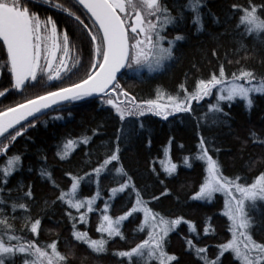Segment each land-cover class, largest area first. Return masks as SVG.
<instances>
[{
    "label": "trees",
    "instance_id": "16d2710c",
    "mask_svg": "<svg viewBox=\"0 0 264 264\" xmlns=\"http://www.w3.org/2000/svg\"><path fill=\"white\" fill-rule=\"evenodd\" d=\"M162 2L174 16L183 11V19L170 25L164 35L167 40L174 39L177 34L184 39L175 42L174 55L162 70L148 73L145 69L137 75L135 71L127 69L122 74L119 83L137 101L155 99L158 91L165 95L182 94L181 85L191 91L197 80L207 79L213 72L218 74L221 64L229 77L241 67L252 70L257 78L264 77V36H249L242 28H238L242 13L233 8V5L247 8L251 3L257 6V14L264 16V0H202L200 13L203 29L200 31L191 22L192 13L184 8L187 0ZM32 7L42 17L52 15L60 30H68L75 45L73 55H78L80 64L60 81L50 84L40 78L19 93L12 88L11 74L4 66L6 50L0 42V90L9 89L4 97H0V109L43 95L47 91L67 87L78 82L90 70L93 55L90 38L63 14L54 13L46 6ZM84 19L91 24L87 14ZM252 101L251 108L242 100L222 102L223 113L217 114L208 112V105L215 103V98L193 102V112L177 113L168 120L149 113L121 122L114 109L103 104L102 99L71 104L49 112L32 121L35 127L27 128L24 136L18 137L9 148L8 155L19 154L22 162L20 168L9 177L7 185L0 183L4 189L0 197L6 200V204L0 207L4 208L8 217H15L9 223L14 225L17 235L38 240L41 246L56 241L58 250L67 257V264H129L127 258H121L115 253L129 250L146 238V233L138 231L143 221L142 213H134L123 222L121 231L125 239L114 237L109 240L105 251L95 252L74 239L73 221L67 213L71 211L77 218L78 214L57 199L61 189L70 188L71 178L67 173L78 176L91 173L115 149L116 137L119 135V161L109 166L111 171L101 175L100 197L94 205L96 210L87 214L86 222H77L75 230L86 231L92 239H99L101 234L96 228L104 203H109L108 214L114 218L124 214L135 203V192L131 189L117 193L110 199V189L118 187L114 168L122 166L154 212L169 219L183 217L195 226L196 231L192 232L189 225L182 221L166 238V252L177 257L171 264H201L194 250H189L186 240L193 239L198 247H207L208 257L215 258L219 255L218 245L231 238V222L223 215V196L215 195L211 201L191 198L206 175V165L195 159L199 137L203 136L207 141L210 154L218 160L224 175L240 176L241 183H251L264 172V143L259 142L264 141V94L253 96ZM57 116L61 119H54ZM94 131L96 135H93ZM252 133L256 134L255 137ZM83 135L91 137L90 143L78 146L67 159L60 160L56 153L63 143ZM253 139L257 142L253 143ZM166 149L172 162L178 166L177 171L171 175L161 167V161L167 159ZM186 156L189 157L191 167L183 163ZM4 160L5 157L0 156V165ZM41 169L52 173L58 188L53 186L51 180L40 175ZM29 187L32 192L30 199L24 196ZM96 191L95 177H85L79 190L80 198L92 197ZM13 202L26 203L28 211L17 208L13 212ZM246 211L253 239L264 243V201L247 205ZM26 217L32 221L40 219L38 236L30 232V224L28 229H24ZM205 227L209 228L207 234L204 233ZM6 264H12V261L8 260ZM15 264H22L20 254H17ZM219 264H238V261L229 251L219 257Z\"/></svg>",
    "mask_w": 264,
    "mask_h": 264
},
{
    "label": "snow or ice",
    "instance_id": "6c2138e0",
    "mask_svg": "<svg viewBox=\"0 0 264 264\" xmlns=\"http://www.w3.org/2000/svg\"><path fill=\"white\" fill-rule=\"evenodd\" d=\"M37 5L46 6L54 13L63 14L90 38L92 61L90 70L78 82L0 109V138H2L0 156L5 157L4 163L0 165V183L3 185L8 184L9 177L21 166V155H8V151L18 137L24 136L27 128L35 127L28 118L35 117L37 113L63 101H78L103 94L102 103L111 106L119 120L123 122L128 118H139L149 113L168 120L177 113L193 112V102L200 103L213 96L215 103H209V113H223L222 102L231 103L237 98L245 101L251 108L252 94H264V77L257 78L252 70L243 67L229 77L223 64L219 66L218 74L213 72L209 78L197 80L193 90L189 91L181 85L182 94L175 96L158 91L155 99L137 101L135 96L126 91L117 78V73L121 69L133 70L137 75L145 69L148 73L162 70L174 55L175 42L184 39L182 35L177 34L174 39L167 40L164 35L170 25H175L183 19V11L178 16H174L162 0H0V42L6 50L4 66L11 74L12 88L18 91L25 89L28 82L36 81L39 75L46 76L49 81L60 80L62 73H70L80 64L78 55H73L75 45L68 30H60L52 15L42 17L40 13L34 11L32 6ZM202 6V0H187L184 5V8L192 13L191 22L196 26L197 31L203 29L200 13ZM233 8L242 13L239 16L238 28H242L249 36H264V16L257 14L256 5L250 3L247 8L233 5ZM85 14L91 20V24L84 19ZM166 40L167 46H165ZM8 92L7 88L0 90V97H4ZM54 119L61 117L57 116ZM22 121H28L27 126L22 124ZM96 134L94 131L93 135ZM255 135L252 133L253 137ZM120 139L118 135L115 149L107 154L91 173H85L84 176L67 173L71 178L70 188L61 189L57 199L78 214L77 218L71 211L67 213L69 219L73 221L74 239L83 242L95 252L105 251L109 240L114 237L125 239L121 231L123 222L134 213H142L143 221L138 231L146 233V238L131 249L119 251L115 255L127 258L129 264H152L153 261L156 264H171L177 257L166 252V238L182 221L189 225L190 231L195 232L196 228L192 222L185 221L183 217L169 219L154 212L149 207V201L142 198L132 182V177L122 166L114 168L118 177V187L110 189L112 194L110 199L117 193L131 189L135 192V203L124 214L114 218L108 214L110 205L106 201L96 228L101 234L99 239H92L86 231L75 230L77 222H86L87 214L96 210L94 205L100 197V177L105 172L111 171L109 166L113 162L119 161ZM90 140L91 137L88 135L67 139L56 155L60 160H65L78 146L88 145ZM256 142V139H253V143ZM259 142L264 143V141ZM197 148L195 159L206 165V175L198 191L191 198L211 201L216 194H223V215L231 222L229 226L231 238L218 245L219 255L215 258H209L208 248L198 247L193 239L186 240L189 250H194L201 264H219V257L229 251L238 264H264V243L253 239L249 231L250 220L246 211L247 205L264 201V172L255 177L251 183H241L240 176L228 177L223 174L218 160L210 154L203 136L199 137ZM165 156L167 159L161 161V167L171 175L177 171L178 166L172 162L167 149ZM183 163L191 167L189 157H184ZM40 175L51 180L54 187H59L55 184L51 172L41 169ZM93 176L97 184L95 195L80 198L81 182L85 177ZM3 191V187H0V193ZM24 196L29 199L32 197L30 187ZM5 204L6 200L0 197V205ZM11 208L13 212L17 208L28 211L26 203L13 202ZM81 209L86 211L82 212ZM10 219L15 220V217H8L4 213V208L0 207V264H6L8 260L15 264L17 254L21 255L22 264H67V257L58 250L56 241L41 246L38 240L17 235L14 225L9 223ZM25 219L24 229H28L30 224V232L38 236L40 219L34 221L30 217ZM208 231L209 228L205 227L204 233L207 234Z\"/></svg>",
    "mask_w": 264,
    "mask_h": 264
},
{
    "label": "water",
    "instance_id": "95a60500",
    "mask_svg": "<svg viewBox=\"0 0 264 264\" xmlns=\"http://www.w3.org/2000/svg\"><path fill=\"white\" fill-rule=\"evenodd\" d=\"M126 70H127V68L121 69V71L119 73H117L118 80ZM31 82H33V81H31ZM97 99H103V94H100V96L94 95L93 97H86V98H84L82 100H78V101H63L57 105H53L49 109L43 110L41 113H37L35 117H29L28 120L29 121H35L37 119H40V118L46 116L49 112H52V111L57 110L59 108H62V107H65V106H68L71 104H79V103H84L87 101L97 100ZM27 123H28V121H22V124H24V125H26ZM17 127H19V125ZM0 139H2V138H0Z\"/></svg>",
    "mask_w": 264,
    "mask_h": 264
},
{
    "label": "rangeland",
    "instance_id": "374dc122",
    "mask_svg": "<svg viewBox=\"0 0 264 264\" xmlns=\"http://www.w3.org/2000/svg\"><path fill=\"white\" fill-rule=\"evenodd\" d=\"M74 69V68H73ZM73 69H72V71H73ZM0 73H1V68H0ZM70 73H72V72H70ZM70 73H66L65 74V76H67V75H69ZM65 76H63V77H65ZM63 77L61 78V79H63ZM43 79L42 81H45L46 83H50L51 84V81H49V80H47V77L46 76H44V75H39L38 76V79ZM37 79V80H38ZM60 79V80H61ZM60 80H58V81H60ZM35 81H33V83H34ZM57 82V81H56ZM32 83V84H33ZM32 84H30V85H32ZM24 90V89H23ZM19 93H22L23 91L22 90H19L18 91ZM15 93V92H14ZM256 95H261V94H256V93H254V94H252V96H251V98L253 97V96H256ZM211 98H215L214 96L213 97H211ZM211 98H206L205 100H210ZM121 99H123V97H121ZM236 100H240L239 98H237ZM245 102V101H244ZM216 195H221V196H223V194H216ZM224 198V197H223Z\"/></svg>",
    "mask_w": 264,
    "mask_h": 264
},
{
    "label": "flooded vegetation",
    "instance_id": "af4514ba",
    "mask_svg": "<svg viewBox=\"0 0 264 264\" xmlns=\"http://www.w3.org/2000/svg\"><path fill=\"white\" fill-rule=\"evenodd\" d=\"M69 63L71 64L72 61H70ZM65 74H66V73H62V77L65 76ZM56 81H58V80H52L51 83L56 82ZM32 83H33V82L30 81V82H28V85H30V84H32Z\"/></svg>",
    "mask_w": 264,
    "mask_h": 264
}]
</instances>
